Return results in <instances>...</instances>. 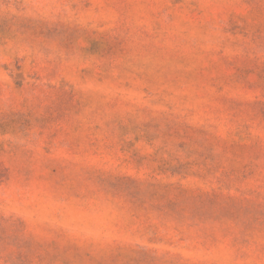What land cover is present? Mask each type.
<instances>
[{
  "label": "rangeland",
  "instance_id": "1",
  "mask_svg": "<svg viewBox=\"0 0 264 264\" xmlns=\"http://www.w3.org/2000/svg\"><path fill=\"white\" fill-rule=\"evenodd\" d=\"M0 264H264V0H0Z\"/></svg>",
  "mask_w": 264,
  "mask_h": 264
}]
</instances>
